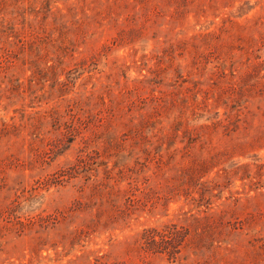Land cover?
Instances as JSON below:
<instances>
[{"label":"rangeland","instance_id":"obj_1","mask_svg":"<svg viewBox=\"0 0 264 264\" xmlns=\"http://www.w3.org/2000/svg\"><path fill=\"white\" fill-rule=\"evenodd\" d=\"M0 264H264V0H0Z\"/></svg>","mask_w":264,"mask_h":264}]
</instances>
